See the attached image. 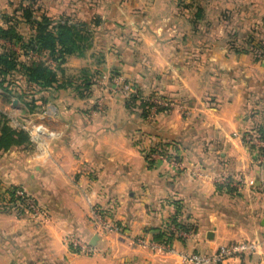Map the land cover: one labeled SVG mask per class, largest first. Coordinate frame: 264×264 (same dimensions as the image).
<instances>
[{"label":"crops","instance_id":"1","mask_svg":"<svg viewBox=\"0 0 264 264\" xmlns=\"http://www.w3.org/2000/svg\"><path fill=\"white\" fill-rule=\"evenodd\" d=\"M149 1L33 4L37 14L57 8L60 15L90 24L97 19L91 30L96 34L107 27L111 42L103 43L97 62L111 64L112 72L121 70L138 87V99L144 91L159 90L174 105L168 113L155 114L151 123L120 100L107 101L103 114L96 111L92 85L85 96L71 90L47 94V105L52 99L58 111L51 115L48 110L51 117H43L45 131L34 135L32 130L30 144L0 151V264H182L187 252L264 239V162L241 135L249 127L264 133V0H241L233 8L224 0H212V5L206 0L199 24L205 35L187 45L193 53L178 51L172 0L158 5V15L148 23L140 11H150ZM229 8L239 15L234 22L210 21L213 12ZM252 22L253 55L230 48L229 38L236 44ZM188 55L200 62L187 61ZM71 95L85 105L72 106ZM58 101L68 104L58 107ZM132 117L170 137L164 139L172 141L179 165L160 155L149 158L153 163L143 156L124 126L135 123ZM50 125L61 131L55 133ZM17 188L36 198L47 216L16 211ZM93 208L118 231L94 223ZM71 235L91 251L75 249ZM221 264H264V254Z\"/></svg>","mask_w":264,"mask_h":264},{"label":"rangeland","instance_id":"2","mask_svg":"<svg viewBox=\"0 0 264 264\" xmlns=\"http://www.w3.org/2000/svg\"><path fill=\"white\" fill-rule=\"evenodd\" d=\"M224 1L225 4L230 8H233L239 3H241V0H224ZM149 2L151 3V5L149 6L150 11L148 10L149 11L148 13L146 12L147 10L140 11V13L143 12L144 15L147 16V18L149 19L148 23L152 21L153 16L155 17V15H158L157 13L160 10V7L158 5L161 4L167 5L168 3H170V0H151ZM29 3L40 5L41 0H0V24L2 25L7 24V23H3L2 21L3 19L2 13L5 12L8 13L9 15L13 14L14 9L18 8L21 5L26 6ZM171 3L172 5H175L177 7L176 13H174V16L172 15L174 18H172L171 16V19L174 20L175 23H177V26H175L176 31L173 35H175L174 37L176 38V41L178 43V44L176 43V45H178L179 47L178 51L185 53H187L188 51L193 53L192 47L190 46L188 47L187 45L189 44L192 38L199 39L205 35V34H201L203 26L199 27V24L201 25L202 24L201 22H203L204 19L203 17L199 18L197 15L199 14L200 16L199 10L202 7H206L204 5L207 3V1L179 0V2H177V0H172ZM212 3L213 1L211 0L210 5H212ZM141 7L144 8L143 6ZM230 8L223 11L216 10L217 12H213L211 18H210V12H208L207 16L208 18H210L211 22L216 21L217 18L224 23H228L229 21L234 22L239 15L236 14L234 11L230 10ZM56 9L57 8H54V11H50L48 15L50 17L58 19L59 17H61V15L58 14ZM18 14H21V12H18ZM64 17H70L72 20L77 21V19L66 13L62 18ZM96 20L97 19L91 21V24L90 22H87L90 25V28L98 26L99 21ZM168 21L169 19L167 18L164 22L167 23ZM196 25L198 26L196 27ZM99 29L100 30H97L96 34H95V30H92L90 49L86 50L83 56L80 57L78 54L75 53L66 54L65 61L63 64H60V66L57 65L56 61L53 60L50 53L46 50H42V51L39 50L38 52L33 53L32 56L19 54L18 58L20 61H23L27 64H31L33 62H42L45 65L52 67L57 71L58 77L61 80V84L65 85L68 91L71 90L72 92H75L78 95L84 94V92L87 91L85 87L80 86L83 85V82H81L82 78L84 77L85 74H87L88 77H90V80L92 81L91 85L95 87V91L93 92L95 93V95L93 99H94V103L98 105L96 111L98 110V112L100 111L102 114L104 112V107H106L107 101H110L111 99L114 101L117 100L124 101L125 103L130 102V104H132L131 107L128 108L126 106V108L131 110V108L133 107L134 109L138 110L141 118L144 115V112H147L146 117L143 116V118H146V120H150L151 123L154 122L153 117H155L154 115L157 114L158 112L168 113L169 111H171L174 105L173 99H171V97L167 96L163 92H160L159 90L148 91L147 93L144 91L143 95L141 96V99H137L138 102L137 100L132 101L131 96L133 94L138 95L139 97L138 87L135 86V83L133 81H130L127 78V76L124 73H122L121 70L119 72H112L111 64L110 66H108L105 65V63L97 62V59H99L98 57L101 56V52L99 49L101 47H104L103 43L110 42L109 39L110 31L107 30L108 28L107 27L104 28L103 26H101ZM20 31L22 34L28 35L32 31V29L30 25H27V22L24 21L22 22ZM242 31L243 32H241V34L245 32L243 34L244 36L242 35H241L242 37L239 36L240 38L237 39L236 44L232 43L233 37H230L232 35L230 34L228 46L230 48L234 47L235 50L236 49L247 50L248 52L251 53V55H253V22L247 28H243ZM0 51H4V52L14 51L15 53H18L21 50L19 44H17L16 42L9 43L7 41L5 42L2 39H0ZM188 57L189 58H187L188 59L187 61L194 62L195 60H197L198 62H200V60H198L195 56L188 55ZM183 61L185 60L183 59ZM17 79H18V75L10 79L12 83L10 86L11 90L7 91L4 88L0 87V113L4 114L7 117L9 124L12 125L13 127L24 129L28 133H30V131L33 130L34 135H40L42 132L45 131L44 128L42 127L43 117L44 116H47V118L51 117L49 116V111H51V115H55V112H57L58 109L55 106V104L51 102L52 99L49 101L51 105L49 104L47 105L46 103V97H48L47 94H49L50 92L48 91L41 92L39 91V87H37L36 85L28 84L25 82L26 80L21 78L19 79L20 80L19 82H16ZM97 84L100 85V88H96L98 86ZM129 85L130 88H128ZM22 89L26 90L23 97L20 96V91ZM101 89H104V92L101 94L102 97L96 96V94L97 95L99 94V91H101ZM63 92H64L63 88L59 87L54 94L60 95ZM67 99L69 103H71V105L75 107H80V105L84 104V102L82 101L83 98H77L73 95H71V97H68ZM142 100L143 101L146 100L148 103L144 107L140 106L139 104ZM56 103L58 107L60 106L59 103L66 105L68 104V102H60V101ZM86 103H88L86 105L89 104L92 105L93 102L87 101ZM97 118L100 119L101 114L98 113ZM133 118H135L134 119L135 123L133 124L144 125V124H140L142 122V123H146L147 125H151L149 121H148L149 123L144 122L141 120V118L136 119V117H132L130 119ZM50 128L55 133L61 131V127L58 125L57 126L50 125ZM129 131L130 132L128 134L130 135L131 142H133L139 147L143 156L147 160H149V162H152L151 159H154L155 156L160 155L161 159L169 163L179 165L178 164L179 161H176L177 157L175 155L174 148L172 147L173 143H171L172 142L171 140L164 139L159 135L157 136L155 135L154 137L147 134H140L133 129H129ZM252 133H253V127L252 128L249 127L246 128L243 132H241V135L244 139L246 135ZM142 135H144V138ZM160 139H163V142L161 141L162 143L160 142ZM248 147L250 148V146ZM159 148H161L162 151H158ZM15 208L14 209L18 212L22 211V212L30 213V211L23 204L19 203Z\"/></svg>","mask_w":264,"mask_h":264},{"label":"trees","instance_id":"3","mask_svg":"<svg viewBox=\"0 0 264 264\" xmlns=\"http://www.w3.org/2000/svg\"><path fill=\"white\" fill-rule=\"evenodd\" d=\"M18 12H21V14H18ZM199 13L200 16L199 14L197 16L200 18L202 17V9L199 10ZM2 14V21L7 24H0V39L9 43L16 42L19 44L21 51L18 53L0 51V87L7 91L11 90L10 86L12 83L10 79L18 75L16 82H19L20 78L24 79L26 83L39 87L41 92L48 91L55 96L56 94L54 93L59 87H62L65 92L67 90L66 86L61 84L55 69L42 62L27 64L19 60V54L32 56L33 53L39 50H46L50 53L53 60L56 61L57 65L60 66V64L64 63L66 54L75 53L83 56L86 50L90 49L92 39L90 25L82 20L74 21L70 17L62 18L64 14H61L58 19L50 17L44 12L37 14V8L33 7V3L19 6L14 9L13 14L9 15L5 12ZM24 21L32 29L28 35H24L20 31ZM81 82H83V85L80 86L85 87L87 90L92 84L87 74L84 75ZM25 92L26 90L22 89L20 96L23 97ZM80 95L85 96V94ZM138 98V95L135 94L131 96L132 101ZM125 104L128 108L132 105L130 102ZM147 104V101L144 100L140 103V106L144 107ZM146 115L147 112H144L143 116L146 117ZM124 126L127 130L133 129L140 134L170 138L163 136L153 127L147 125L126 123ZM161 141L163 142V139H160ZM30 143V134L24 129L10 125L7 117L0 113V151ZM158 151H162V149L159 148ZM177 225L179 228L189 229L186 224H181V222H178Z\"/></svg>","mask_w":264,"mask_h":264},{"label":"built area","instance_id":"4","mask_svg":"<svg viewBox=\"0 0 264 264\" xmlns=\"http://www.w3.org/2000/svg\"><path fill=\"white\" fill-rule=\"evenodd\" d=\"M128 88H130V85ZM244 139L248 146L259 152L260 160L264 162V133L258 131V129L253 130V133L246 135ZM15 196L18 198L20 204L26 206L33 217L39 219L47 215V209L24 189L17 188L15 190ZM91 214L93 222L97 223L100 227L118 231V226L115 225L109 217L103 215L99 208H93ZM174 228V226L171 227V229ZM191 233L192 231H179V234L183 236H189ZM69 242L75 249L85 252L91 251L87 243L80 240L79 237L75 235L70 236ZM254 253L264 254V239L232 241L219 245L217 249L212 252H187L184 254L182 264H221L230 259L241 258L242 256H248Z\"/></svg>","mask_w":264,"mask_h":264}]
</instances>
